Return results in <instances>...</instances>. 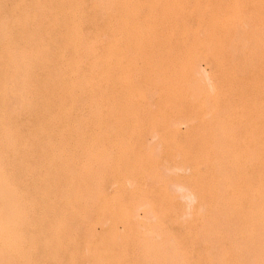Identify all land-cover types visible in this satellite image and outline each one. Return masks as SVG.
Wrapping results in <instances>:
<instances>
[{
  "label": "rangeland",
  "instance_id": "obj_1",
  "mask_svg": "<svg viewBox=\"0 0 264 264\" xmlns=\"http://www.w3.org/2000/svg\"><path fill=\"white\" fill-rule=\"evenodd\" d=\"M0 1H2L0 8L4 6L3 13H0L3 17L5 15L9 16V19L7 16L4 17L5 21H2V16L0 17V21L3 22L0 23L3 24V27H6L4 29L2 27L3 31H1L0 36L3 37L6 32H9L6 33L7 35L5 34L7 37H0L5 40L3 43L0 39V43H3L2 47L7 46L6 48L3 47V51L5 49L4 53L7 52L8 42H10L8 40L13 38L15 41L12 43L11 40L8 48L10 52L5 53L10 56H8L9 58L2 55V49V53L0 52V58L2 56L6 58L5 60L2 57L3 65L0 63V66H2L0 69L2 70L4 64H7L9 69L5 65L4 67L7 69L3 70H7V73L11 71L10 76L5 71L0 72L2 74L3 72L6 73L8 78L10 77L7 81V77L5 80V75L1 74L0 85L3 86V82L1 83L3 79L7 83L9 81L14 83L11 87L10 83L4 82L5 86H0L2 90H0V97L6 98L4 95L6 94V88L9 89L7 90L8 94L12 93L11 95H13L14 92H17L12 97L9 94L11 98H6L5 103L3 98H0V105H2L0 120L3 123L0 121V125L4 129L0 130V132L4 131L0 133V137L2 134L4 136L3 141L2 137L0 138V168L2 167L0 176L3 177L0 178V218L3 219L0 220L2 222L0 223L2 226L0 227V234L4 235L3 238L0 235V242L4 240V244L3 242L0 243V245H4L0 246V249L3 247L0 254L5 258L6 255L8 256L7 259L2 257L5 260L4 264H103L104 262L106 264H264V0H103L105 3L102 0H97L98 3L94 1L93 5L97 4L98 6L92 5L93 7L90 5L93 0H89L90 3L87 0L90 7L88 4L85 5L86 3L80 4V1L73 0V3H75H72L73 5H76V3H79L78 6L82 5L81 7L76 5L77 8L75 7V9L77 10H80L83 5L88 7H83L80 10L81 12L92 8L91 11L96 12V14L91 12L97 17H95V21L94 16L90 17L89 10L83 13V16L86 17L81 16L82 13L79 12L80 15L77 11L83 17L79 18V15L77 14V17L76 12H74V6H70V10H73L76 18L73 12L67 8L71 1L40 0V2L38 0L37 2V0H32L34 2H31L33 3L31 5L29 3L31 0H26L33 9V14L36 9L42 11L47 8L46 10H48L49 6L51 12L44 10L43 13L45 14H43L36 11L35 16L28 15L29 18L22 16L21 21H18V24L21 22L19 24V26L21 25V34L16 21L19 15L17 17L16 14L25 12L24 14L27 15L29 10L31 12V8L28 9L29 6L25 4L27 3L25 0H20L25 2L13 0V3L11 0L12 4L9 0ZM16 1L21 7V12L19 8V10L17 9L18 13L16 11L18 6ZM84 2L86 1L84 0ZM5 3L7 6L9 3L10 6L16 4V8H14V5L13 8L3 5ZM20 3H23L25 8ZM58 3L62 9L66 8L64 14L62 13L63 10L60 11L58 8L60 7ZM5 8L7 14L4 12ZM10 8L15 9V15ZM100 11L105 13V15L102 14L104 18ZM66 12H70V16ZM23 13L21 15H24ZM52 13L59 14V17ZM39 14H41L42 19H40ZM13 15L16 20L13 19ZM37 15L39 18H36ZM48 15H53L54 19L58 17L56 23L61 24H58V26L55 23L56 20H53L50 16L47 17ZM71 15L74 16V20ZM33 17L36 25L32 23ZM100 17L102 18L100 19ZM24 18L30 20L32 26H30V23L25 22L29 24L26 28L25 23L22 22ZM47 18L48 20L52 18L53 21L51 19L48 21ZM6 19L9 20V23ZM65 19L68 22H66L67 24ZM77 19H81V21ZM97 19L98 21L104 19L105 24H102L104 20L97 22ZM75 20L77 21L75 22ZM84 20H87L86 22L89 24L92 23L91 21L97 22V24L93 22L90 26L87 25L89 27L86 26L87 29ZM10 21L12 23L14 21V25L10 24ZM4 22L9 25L10 31L7 25H4ZM39 22H42V24ZM43 22L46 23L45 26H48L47 22H49V25L53 27L48 26V29L46 27V30H44ZM63 22L65 26L69 24L71 30L67 31L66 27L62 25ZM71 23L74 28L79 27L78 30L84 26V30L81 28V32L79 31L80 35L76 28L75 30L72 29ZM91 25H94V27H91ZM101 25L104 29H100ZM36 26L43 28H39L42 34L37 32L39 30ZM57 26L60 28H57ZM30 27L31 30H29ZM33 27L37 29L35 30ZM16 28L18 31H16ZM25 28L28 30L25 31ZM97 29H100V32ZM57 30H59V34L62 32V35L57 34ZM72 30L74 33L71 32ZM27 31L32 32L33 36L35 35V38L26 35L27 39H32L29 40L30 44L32 42L31 47H35L40 43V47H35L40 52L37 51L36 53V50L32 47L34 55L29 53L32 50H28L29 52L26 50L30 46L24 35ZM12 32H17L19 35ZM29 32L27 33L30 34ZM36 32L38 35H36ZM46 32H52L51 36L48 35V37ZM88 33L91 34V37ZM9 34L16 36L12 37ZM76 34L81 39L77 40ZM82 34L83 36L80 37ZM86 34L88 38L85 37ZM39 35L43 39V41L40 40L41 42H38L40 37L37 38V36ZM55 35H59L62 40L58 36L55 37ZM20 36H24L25 38L22 37L24 40L21 39V42H16L21 38ZM29 36L30 38H28ZM53 37L57 41L54 39L52 41L51 38ZM68 37L71 38V41H67ZM49 39L50 41H48ZM22 41L26 42L23 43ZM72 41L78 46L72 44ZM56 42L60 46L56 47L54 45L57 49L55 54L64 53L63 55L56 56L53 53L55 51H53L54 46L52 45ZM16 43L18 47L13 50L12 45L15 47ZM36 43L38 44L36 45ZM42 43L44 45L48 44L46 47L48 50L45 49ZM84 43L85 47L81 49ZM87 43H93L94 48L89 44L88 49ZM71 44V47H76V55L74 56L78 55L77 58L75 57L77 63L74 60V53L71 54L70 52H74V49L70 48ZM79 45L82 51L79 49ZM115 45L116 47H114ZM41 47L43 48L42 52ZM67 47L70 48V51ZM95 47L96 50H93ZM17 48H19L18 52H16ZM59 48L62 53L59 52ZM10 49L15 51L16 54ZM21 49L23 50L21 51ZM79 50L81 53H78ZM87 50L93 54L91 55ZM97 50L98 52H96ZM51 52L53 55L50 54ZM83 52L86 53V56L83 55ZM65 53H70L71 56L70 54L65 55ZM16 55L18 57L21 55L19 57L21 60H16L18 58ZM23 55L26 56L22 58ZM14 56L15 58H13ZM31 56L33 59H31ZM38 56L41 58L38 59L40 62L37 61ZM54 56L55 58L58 57L56 59L58 64L54 60ZM87 56H94L95 58L93 57L92 60L91 57L88 61ZM7 58L10 60L13 58L11 60L13 62L7 61ZM46 59L48 60L44 61ZM22 60L26 62H23L20 67ZM59 60L64 63L59 65V62H61ZM17 61L19 62L17 63ZM14 62L18 65L15 64V69L17 68L15 72L21 68L23 70L29 65L27 67L29 69H24L23 72L30 73L28 71L33 70L31 72L35 74L33 77L36 79L40 77L38 80L41 83L35 79L34 81L33 77H29L32 76L31 73L28 76L27 73L22 75L23 72L20 70V74L25 76L22 80L21 75H16L13 70H10L14 69ZM37 62H39L38 64L44 63H41L40 66L37 65V69H35ZM68 62L70 65H67ZM100 62L103 65H99ZM23 64H27V66ZM63 65L66 66L65 73L62 70L65 76L62 75L61 71L58 72V70L64 69ZM98 65L101 68L100 70ZM67 66L68 69L71 67V72L67 69ZM35 70H38V72L36 71V73ZM55 72L61 73V76L58 77L56 74L54 76ZM12 74H14L13 77ZM84 75L87 76L85 77L87 79L83 77ZM93 75L95 77L92 78ZM16 76L17 78H14ZM18 76L22 80L20 85L23 86L21 88L25 89H22L23 92L18 83L20 81L16 82V80H19ZM62 76L64 81L65 77L66 79L69 77L71 81L66 80L64 82ZM91 78L94 81H91ZM57 80H61L66 84L70 82L71 85L74 81L76 84L71 86L68 83L65 87L63 86L65 89H62L61 81L58 83ZM30 81L31 83H29ZM22 82L24 83L22 84ZM63 82L62 84H64ZM86 82L92 83L90 84L92 86L89 84L90 87L84 85L83 83ZM39 84L43 88L38 87L37 93L34 86H39ZM8 85L11 88L14 86L17 88L18 86L17 89L20 91H14V88L10 90ZM32 86L34 88H31ZM54 87L58 89L55 94L59 97L51 95L54 94L52 91H55ZM68 88L69 94L67 93ZM31 91H33V96L35 94L36 97L29 96ZM59 91L60 93H58ZM64 91L65 95H63ZM73 91L80 94L78 95ZM2 92L4 93L1 94ZM19 92L21 96L24 95V98L22 97L24 102L20 99ZM45 92L46 95L43 94ZM40 93L42 96H40ZM8 94L6 95L8 96ZM15 95H19L18 98ZM83 95L89 97L82 101L79 96L85 98ZM27 97H31L30 101ZM62 98L66 99L63 100ZM69 98L72 99L68 101ZM8 99L14 101L10 103ZM32 99L35 101L37 99V101H32ZM50 99L55 102L49 101ZM72 100L73 102H71ZM75 100L79 101L77 105L73 104ZM26 101L30 102H27V107L25 106ZM29 104L34 107L31 109ZM40 104H43L42 107H40ZM49 104L51 106L48 107ZM44 105L46 106L44 107ZM78 105L80 107H77ZM5 106H9L6 111L14 109L13 106H18V110L15 108L18 112L14 109V113L11 111L9 112L10 116H8V111L6 112L4 111L5 108L3 109ZM20 106L21 108H19ZM37 107L38 109H36ZM50 107L53 109L51 110ZM43 108L46 112H48L47 108L50 109V114H48L51 117H45L48 114L44 112ZM2 110L3 113L6 112L8 115L6 113L3 115ZM53 111L55 112L53 113ZM15 112L16 114L19 113L24 120L19 114L15 118ZM62 114L65 121L61 118ZM3 116V119L6 118L5 122L2 120ZM20 120H23V125L20 124ZM7 121L11 131L6 129L8 127V124L6 125ZM55 122L58 124L56 125ZM35 125H38V127ZM2 127L0 128L2 129ZM23 127L25 128L21 129ZM5 129L8 132H5ZM19 129L23 131L19 133ZM29 130L31 133L28 132ZM10 132L12 134H9ZM53 132H55V135ZM16 135L19 136L16 137ZM21 139H23L22 142ZM9 141H12V144ZM15 144L19 146L16 147ZM14 151L18 155L13 154ZM8 155L10 156L7 158ZM16 155L21 156L17 157ZM18 161H21L22 165ZM34 161L37 162L34 163ZM214 161H216V165ZM198 168L202 170L199 171ZM146 176L149 178L147 179ZM1 190H8L7 194ZM166 196L170 198L167 200ZM2 197L5 203L10 206H6L7 209L4 207L6 204ZM203 201L204 203H201ZM200 203L201 205L204 204L203 209L200 208L203 206H200ZM133 204L136 206L133 207ZM149 207L156 214L155 217L154 213L149 215L151 213ZM2 208L7 211L4 212ZM12 208L16 209L13 210ZM133 208H135V212H133L137 215L130 214ZM4 214L11 216L13 222L8 215L3 218L2 215ZM131 215L132 217L136 216L133 222L131 221L133 218H130ZM182 215L185 217H181ZM197 215L198 217H196ZM111 216H113L112 219ZM151 216L153 217L151 218ZM156 218L158 224L161 222L160 227L155 224ZM193 218H198L196 219L197 222ZM205 220L209 221L210 226ZM4 222L6 226H9L7 228L11 227V229L7 230L3 224ZM3 226L5 230H3ZM162 227L163 229H160ZM188 227H190V230L187 229ZM152 228L155 229L154 233L150 231V229L153 230ZM156 229L159 230L156 231ZM206 229L210 232L207 231V233ZM13 231L15 233H12ZM13 234H15V238H10ZM17 237L18 240L14 241ZM170 237L173 238L171 241ZM167 238L170 242L166 240ZM6 240L9 244L5 243ZM90 242L93 244H90ZM95 246H97V249ZM5 247H8L6 248V250L8 249L7 252L12 254H5L7 253ZM15 248L17 250H14ZM11 249L13 250L11 251ZM208 250L212 253L209 254ZM172 253L173 255L170 256ZM175 255L176 259H174ZM9 257L11 258L9 259ZM1 259L0 264L3 262ZM11 259L12 263H10ZM7 261L9 262L7 263ZM168 261L169 263H167Z\"/></svg>",
  "mask_w": 264,
  "mask_h": 264
},
{
  "label": "bare ground",
  "instance_id": "obj_2",
  "mask_svg": "<svg viewBox=\"0 0 264 264\" xmlns=\"http://www.w3.org/2000/svg\"><path fill=\"white\" fill-rule=\"evenodd\" d=\"M7 1H8V0H7ZM9 1H10V3H11V0H9ZM14 1H15V0H14ZM17 1L19 2L20 0H17ZM17 1H16V4L18 3ZM25 1H26V0H25ZM25 1H20V2H25ZM28 1H29V0H28ZM28 1H26L27 3H25V4H27L28 6H29V3L34 2V1L31 0V1L28 3ZM39 1H40V0H39ZM51 1H52V0H51ZM56 1H59V0H56ZM63 1H64V2H69V1H71V2H70V5H69V3H67V5H69L67 8H69V10H70V8H71L70 6H74L73 9H74V12H76V15L80 12V13H82V15H81L80 13H79V14H80L81 16H83V13H84V12L86 13L87 10H89L90 13L93 12V11H91L92 8L87 9V10L85 9V11L82 10V12H81L80 10H81L83 7H84V8H88V7H85L84 5H83L82 8H80V10L75 9L76 5H77V7H81L82 5L78 6L79 3H78V4L76 3V5H73V4H75V3H73V0H67V1L63 0ZM78 1H80V4H81V3H83V4L86 3L85 5L88 4V3H87V0H85L86 2H84V0H78ZM81 1H82V2H81ZM88 1H89V0H88ZM94 1H96V3H98L97 0H93V2H91L92 4H91L90 1H89L91 7H93V6H95V5L98 6L97 4L93 5V4H94ZM102 1H103V0H102ZM105 1H106V0H105ZM105 1H103V2L105 3ZM1 2H2V1H0V4H1ZM5 2H6V1H5ZM37 2H38V0H37ZM40 2H41V1H40ZM40 2H39V3H40ZM44 2H45V1H44ZM48 2H49V1H48ZM61 2H62V1H61ZM74 2H76V1H74ZM3 3H4V2H3ZM10 3H9L8 6H9V7H12L14 4H13L12 6H10ZM12 3H13V0H12ZM12 3H11V4H12ZM14 3H15V2H14ZM45 3H46V2H45ZM54 3H55V1H54ZM72 3H73V4H72ZM16 4L14 5V8H16V7H15ZM20 4H21V3H20ZM25 4H24V5H25ZM34 4H35V3H34ZM51 4H52V3H51ZM58 4H59V3H58ZM71 4H72V5H71ZM3 5H6V3L3 4ZM17 5H18V4H17ZM31 5H33V3H31ZM35 5H36V4H35ZM47 5H48V4H47ZM53 5H54V4H53ZM55 5L58 6L57 4H55ZM65 5H66V4H65ZM67 5H66V6H67ZM90 5L88 4L89 7H90ZM92 5H93V6H92ZM104 5H105V4H104ZM104 5H103V6H104ZM133 5H134V4H133ZM6 6H7V5H6ZM6 6H5V7H6ZM8 6H7V7H8ZM21 6H23V3L21 4ZM36 6H37V5H36ZM38 6H39V5H38ZM42 6H43V5H42ZM42 6H40V7L42 8ZM59 6L61 7L60 4H59ZM103 6H101V7L104 8ZM127 6H129V4H127ZM237 6H238V5H237ZM7 7H6V8H7ZM23 7H24V6H23ZM33 7H34V6H33ZM44 7H45V4H44ZM46 7H48V6H46ZM54 7H55V6H54ZM54 7H53V8H54ZM60 7H58V8L60 9V11L63 10V11H62V13H63L64 10H65L66 8L62 9V7H61V8H60ZM64 7H65V6H64ZM77 7H76V8H77ZM131 7H132V6H131ZM3 8H4V6H3ZM3 8H2V7L0 8V9H1V10H0L1 13H3V10H2ZM6 8H5V11H4L5 14H7V13H6ZM12 8H13V7H12ZM12 8H10V9H12ZM18 8L20 9L21 7H19V5L17 6V8H16L17 13H18V10H19ZM24 8H25V7H24ZM24 8H23V9H24ZM27 8H28V7L26 6V9H27ZM30 8H31V7L29 6L28 9H30ZM36 8H37V7H36ZM36 8H35V9H36ZM49 8H50V6L48 7V10H49ZM51 8H52V7H51ZM56 8H57V7H56ZM56 8H55V10H56ZM94 8H95V7H94ZM17 9H18V10H17ZM38 9H40V8H38ZM46 9H47V8H45L44 10H46ZM99 9H101V8H99ZM24 10H25V9H24ZM32 10H33V9L31 8V12H30V10H29V11H28L29 13H28L27 15H25V14H24L25 12H24V13L21 12V9H20V12H21L20 14H16V13L14 12L15 9H14V10L12 9L11 12L13 11V12H14V15L16 14V16L19 15L20 18L17 16L19 19L17 18V20H16V18H15L14 15H13L12 17H14L13 19L16 20V21H17V24H18V21H19V20L21 21V17H22V16H23V17H24V16H27V17H28V15H29V16H33L34 14L36 15V13H35L36 11H37V13H39V12H42V13H43V11H44V10L41 11V10H37V9H36L35 11H33V12H34V14H33V13H32ZM48 10H46V11H48ZM52 10H54V9H52ZM55 10H54V11H55ZM69 10H68V11H69ZM25 11H26V10H25ZM49 11H50V10H49ZM70 11H71V10H70ZM77 11H78V13H77ZM94 11H95V10H94ZM98 11H99V10H98ZM98 11H97V13H98ZM101 11H102V9H101ZM101 11H100V12H101ZM103 11H104V10H103ZM7 12H8V11H7ZM13 12H12V13H13ZM26 12H27V11H26ZM50 12H51V11H50ZM50 12H48V13H50ZM55 12H56V11H55ZM71 12H73V10H72ZM74 12H73V15L75 16ZM104 12H105V11H104ZM104 12H103V13L101 12L100 14H101V15H102V14L105 15ZM1 13H0V17L2 16ZM22 13H23L24 15H21ZM31 13H32V14H31ZM42 13H41V14H42ZM48 13H46V14H48ZM58 13H59V10H58ZM60 13H61V12H60ZM62 13H61V14H62ZM66 13H67V15H68L70 12H66ZM66 13H65V15H66ZM87 13H88V12H87ZM90 13H89V14H90ZM93 13H94V12H93ZM30 14H31V15H30ZM41 14H39L40 19H42V18H41ZM43 14H45V13H43ZM43 14H42V15H43ZM50 14H51V13H50ZM52 14H54V13H52ZM55 14L59 17V14H57V13H55ZM55 14H54V15H55ZM63 14H64V13H63ZM70 14H71V13H70ZM70 14H69L68 16H70ZM79 14H78V15H79ZM94 14H96V12H95ZM100 14H98V15H100ZM3 15H4V14H3ZM35 15H34V16H35ZM78 15H77V17H78ZM80 15H79V18L81 17ZM6 16H7V15H5L4 17H6ZM43 16H44V15H43ZM49 16L52 17V18L54 17L53 15H52V16H51V15H48L47 17H49ZM57 16H55V17H57ZM60 16H61V15H60ZM74 16L71 15V18H72L73 20L75 19V18H73ZM89 16H90V15H89ZM89 16H88V18H89ZM92 16H94V15L91 13V16H90V17H92ZM102 16H103V15H102ZM4 17H3V16L1 17V18H3L2 21H5V18H4ZM27 17H26V18H27ZM37 17H38V15L36 16V18H37ZM39 17H38V18H39ZM44 17H45V16H44ZM58 17L55 18V19L53 18V20H56V19L58 20ZM61 17H62V16H61ZM64 17H65V16H64ZM64 17H63V18H64ZM75 17H76V16H75ZM77 17H76V18H77ZM83 17H86V16H83ZM83 17H81V18H83ZM95 17H96V16H94V21L96 20ZM1 18H0V20H1ZM7 18L9 19V16H7ZM26 18H24L25 20L23 19L22 22H23V23H25V22L30 23V22H29L30 20H28V19H26ZM28 18H29V17H28ZM36 18H35V20H36ZM45 18H46V17H45ZM52 18H49V20L51 19V21H53ZM66 18H67V16H66ZM68 18H69V17H68ZM96 18H97V17H96ZM101 18H102V17H100V19H101ZM103 18H104V16H103ZM40 19H39V20H40ZM43 19H44V18H43ZM61 19H62V18H61ZM86 19H87V18H86ZM6 20H7V19H6ZM10 20H11V19H10ZM26 20H28V21H26ZM32 20H33L32 23H34V17H33ZM37 20H38V19H37ZM47 20H48V18H47ZM49 20H48V21H49ZM57 20L55 21V23L57 22ZM63 20H64V19H63ZM73 20H72V21H73ZM77 20H78V19H77ZM77 20H75V22H76ZM90 20H91V19H90ZM92 20H93V19H92ZM103 20H104V19H103ZM103 20H101V21L99 20V21H98V19H97V22H102ZM2 21H0V22H2ZM8 21H9V20H7V22H8ZM78 21H81V19L78 20ZM84 21L86 22L87 20H84ZM94 21H91V22L93 23ZM10 22H11L10 24L14 25V24H13L14 21H13V23H12V21H10ZM44 22H45V21H44ZM44 22H43L44 27H45L44 30H46V27H47V29H48V26H52V25H49V22H47L48 26H45L46 23H44ZM58 22H59V21H58ZM66 22H67V21H66V19H65V23H66ZM75 22H73V23H75ZM89 22H90V21H89ZM97 22H96V23L94 22V23L97 24ZM104 22H105V20L102 22V24H103ZM2 23H3V22H2ZM8 23H9V22H8ZM39 23L42 24V22H39ZM50 23H51V22H50ZM53 23H54V22H53ZM53 23H52V24H53ZM63 23H64V22H63ZM65 23L62 24V25L65 26ZM67 23H68V22H67ZM67 23H66V24H67ZM79 23H82V22H79ZM79 23H78V24H79ZM92 23H90V24H92ZM15 24H16V23H15ZM17 24H16V25H17ZM19 24H21V22H19ZM19 24L17 25V28H19V31H20V26H21V25L19 26ZM34 24L36 25V22H35ZM56 24L58 25L59 23H56ZM60 24H61V23H60ZM60 24H59V25H60ZM76 24H77V23H76ZM83 24H84V23H83ZM83 24H81V25L83 26ZM90 24H89L88 22H86V24H84V25H85V28L89 27ZM99 24H100V23H99ZM104 24H105V23H104ZM0 25H1V27H0V28H1V30H0V34H2L1 31H3V30H2L3 24L0 23ZM4 25H7V24H5V22H4ZM12 25H11V26H12ZM16 25H15V27H16ZM24 25H26V28H28V25H29V24H26V23H25ZM38 25H40V24H38ZM59 25H58V26H59ZM71 25H72V23H71ZM87 25H89V26H87ZM18 26H19V27H18ZM22 26H23V25H22ZM30 26H32L31 23H30ZM58 26H57V28H60V27H58ZM64 26H63V28H64ZM79 26H80V25H79ZM86 26H87V27H86ZM96 26H98V25H96ZM103 26H104V25H103ZM8 27H9V25H7V28H8ZM12 27H14V26H12ZM12 27H11V28H12ZM36 27H38V26H36ZM52 27H53V26H52ZM65 27H66L65 29H66L67 31L71 30V28L69 27V24L66 25ZM71 27H72V29L74 28L73 25H72ZM83 27H84V26H83ZM83 27H80V30H81V28L83 29ZM91 27H94V25H93V26L91 25ZM91 27H90V31H91ZM99 27H100V25H99ZM4 28H6V27H3V29H4ZM17 28H16V31H18ZM26 28L24 29L25 31L28 30V29H26ZM33 28H34L35 30L37 29V28H35V27H33ZM39 28H42V27L39 26V27H38V30H39ZM49 28H50V27H49ZM55 28H56V27L54 26V29H55ZM61 28H62V26H61ZM68 28H69V29H68ZM75 28H76V27H75ZM75 28H74L73 30H75ZM78 28H79V27L76 28V31L78 30ZM95 28H96V27H95ZM102 28H103V27H102V25H101V28H100V29H102ZM31 29H32V28L30 27L29 30H31ZM42 29H43V28H42ZM87 29H88V28H87ZM92 29L94 30V28H92ZM100 29H97V31H99ZM103 29H104V28H103ZM6 30H7V29H6ZM8 30L10 31V28H8ZM12 30H13V28H12ZM14 30H15V29H14ZM50 30H51V28H50ZM61 30H62V29H61ZM63 30H64V29H63ZM63 30H62V31H63ZM73 30L71 31L72 33H74ZM80 30H78V33H79ZM83 30H84V29H83ZM93 30H92V33L94 32ZM40 31H41V30H39V31H37V32H40ZM52 31H53V30H52ZM58 31H59V30H57V34H59ZM64 31H65V30H64ZM76 31H75V32H76ZM86 31H87V30H86ZM86 31H85V32H86ZM27 32H29V31H27ZM27 32H26V33H27ZM37 32H36V35H38ZM41 32H42V31H41ZM41 32H40V34H42ZM44 32H45V31H44ZM55 32H56V30H55ZM60 32H61V31H60ZM80 32H81V31H80ZM99 32H100V31H99ZM4 33H5V32H4ZM6 33H9V32H6ZM6 33H5V34H6ZM12 33H13V34H16V35H19V33H17V32H16V33H15V32H12ZM23 33H24V31H23ZM26 33L24 34L25 37H26V39H27V36H26V35H31V38H32V36H33V35L31 34L32 32H31V33L29 32L30 34H28V33L26 34ZM49 33H50V32H46L47 36H48V35L51 36L52 32H51L50 34H49ZM78 33H77V34H78ZM103 33H104V31H103ZM5 34H4V36H5ZM10 34H11V33H10ZM10 34H9V35H10ZM20 34H21V31H20ZM54 34H55V33H54ZM60 34L62 35V32H61ZM60 34H59V35H60ZM65 34H66V33H65ZM65 34H64V35H65ZM68 34H69V33H68ZM77 34H76V35H77ZM101 34H102V32H101ZM236 34L238 35V33H236ZM6 35H7V34H6ZM16 35H10V36L15 37ZM59 35H55V37H56V36L59 37ZM64 35H63V36H64ZM70 35H71V34H70ZM79 35H80V33H79ZM84 35H85V34H84ZM88 35H89V33H88ZM90 35H91V34H90ZM90 35H89V36H90ZM96 35H98V34H96ZM103 35H104V34H103ZM234 35H235V34H234ZM241 35H242V34H241ZM4 36H3V37H4ZM49 36H48V37H49ZM63 36H62V37H63ZM67 36H68V35H67ZM74 36H75V34H74ZM82 36H83V34H82L80 37H82ZM93 36H94V35H93ZM227 36H228V35H227ZM235 36H236V35H235ZM0 37L3 38L2 35H1ZM5 37H7V36H5ZM12 37H11V38H12ZM20 37H21V36H20ZM22 37H24V36H22ZM22 37L19 39L20 41L17 39L18 41H16V42H21ZM25 37H24V38H25ZM33 37L35 38V35H34ZM38 37H40V38L38 39V40H39L38 42H41L40 40L43 41V39H41V36H40V35L37 36V38H38ZM42 37H43V36H42ZM44 37H45V36H44ZM58 37H57V38H58ZM72 37H73V36H72ZM77 37H78V38H77ZM77 37H76L77 40L81 39V38H79L78 35H77ZM85 37H87V34H86ZM90 37H91V36H90ZM101 37H102V36H101ZM101 37H100V39H101ZM1 38H0V39H1ZM17 38H18V36H17ZM28 38H30V36H29ZM34 38H33V40H34ZM46 38H47V37H46ZM59 38H60V37H59ZM59 38H58V39H59ZM63 38H64V37H63ZM65 38H66V37H65ZM68 38H69V37H68ZM68 38H67V41H71V40H70L71 38H69V39H68ZM87 38H88V37H87ZM95 38H96V37H95ZM98 38H99V37H98ZM222 38H224V37H222ZM233 38H234V37H233ZM8 39H9V38H8ZM14 39H15V38H14ZM26 39H25V40H26ZM47 39H48V38H47ZM52 39H54V37L51 38V40H52ZM60 39H61V38H60ZM60 39H59V40H60ZM73 39H74V38H73ZM73 39H72V40H73ZM76 39H75V40H76ZM82 39H84V38H82ZM1 40H2V42L4 43L5 40H4V39H1ZM1 40H0V42H1ZM6 40H7V39H6ZM11 40H12V43H13V41H14L13 38L10 39V40H8V41H10V42L7 41L8 44H9V45H8V48H9V46H10ZM22 40H24V39H22ZM29 40H30V39H27V40H26V41L29 42L28 44L30 45V46H29V49H26V50H27V51H28V50H29V51L32 50V52H29V51H28V52L33 54V49H35V47L39 46L40 43H39V44L36 43V45H37V44H38V45L35 46V47L32 46V47H33V49H32V47H31L32 42H31V44H30V41H31L32 39H31L30 41H29ZM35 40H37V39H35ZM54 40H56V38H55ZM59 40H58V41H59ZM61 40H62V39H61ZM77 40H76V42H77ZM89 40H90V39H89ZM26 41H24V42H26ZM46 41H47V40H46ZM46 41H45V42H46ZM48 41H50V39H49ZM52 41H53V40H52ZM56 41H57V40H56ZM64 41H65V40H64ZM73 41H74V40H73ZM73 41H72V44L75 45L76 43H73ZM80 41H81V40H80ZM82 41L84 42V40H82ZM14 42H15V41H14ZM22 42H23V41H22ZM24 42H23V43H24ZM78 42H79V41H78ZM85 42H86V41H85ZM87 42H88V41H87ZM89 42H91V41H89ZM3 43H2V44H3ZM33 43H34V41H33ZM52 43H53V42H52ZM57 43H58V42H56V43L53 44L52 46L55 45L56 47H57V46L59 47L60 45H57ZM60 43H61V42H60ZM68 43H69V42H68ZM70 43H71V42H70ZM70 43H69V44H70ZM0 44H1V43H0ZM2 44H1V48H0V52H1V53H2V51H3V47H4V46L2 47ZM5 44H6V43H5ZM5 44H4V45H5ZM20 44L22 45V43H20ZM61 44H63V43H61ZM64 44H65V42H64ZM72 44L70 45V48H71L72 50L74 49V52H73V51H70V48H69V47H67V48H69V51L71 52V54L74 53V54H73V56H74V55H76V53H75V48H76L78 45L76 44L77 46L75 45L76 47L74 46V48H73V47H71ZM87 44H88V43H87ZM89 44H90V43H89ZM89 44H88V49H89ZM92 44H93V43H92ZM92 44H90V46H91ZM21 45H19V46H21ZM24 45L27 46L26 44H24ZM42 45H44V44L42 43ZM47 45H48V44H47ZM47 45H46V44L44 45V46H45V49H46ZM49 45H51V44L49 43ZM66 45H67V44H66ZM80 45H81V42H80ZM80 45H79V49H80ZM5 46H6V45H5ZM25 46H24V47H25ZM44 46H43V48H44ZM52 46H51V48H52ZM55 46L53 47L54 49L56 48ZM61 46H62V45H61ZM67 46H68V45H67ZM82 46H83V47H82ZM82 46H81V49H83V48L85 47V43H84ZM86 46H87V45H86ZM6 47H7V46H6ZM6 47H4V48H6ZM16 47H18V46H17V43H16V46H15V47L12 45V48H14L13 50H15ZM30 47H31V49H30ZM39 47H40V46H39ZM39 47H38V48H39ZM91 47L94 48L93 45H92ZM114 47H116V45H115ZM114 47H113V49H114ZM8 48L6 49V50H7V52H5L6 54H7L8 52H10ZM19 48H21V47H19ZM19 48H17V51H16V52H18V49H19ZM26 48H28V47H26ZM43 48L41 47V49H40L41 52H42V49H43ZM62 48H66V47H62ZM86 48H87V47H86ZM92 48H91V49H92ZM118 48H119V47H118ZM1 49H2V51H1ZM45 49H44V50H45ZM54 49H53V51H55V52H53V53L55 54L57 49H55V50H54ZM81 49H80V50H81ZM110 49H111V48H110ZM10 50H12V49H10ZM13 50H12V51H13ZM22 50H23V49H21V51H22ZM35 50H36V49H35ZM46 50H48V49H46ZM58 50H60V48H59ZM63 50H64V49H63ZM80 50L78 51V53L80 52ZM84 50H85V49H84ZM93 50H96V47H95V49H93ZM235 50H236V48H235ZM235 50H234V51H235ZM4 51H5V49H4ZM4 51H3L2 55H5V57H8L9 55H6V54L4 53ZM23 51H24V54H25V48H24ZM37 51L40 52L39 50H36V53H37ZM50 51H52V49H50ZM66 51H67V50H66ZM66 51H65V52H66ZM81 51H82V50H81ZM87 51H88V50H87ZM13 52H15V51H13ZM16 52H15V54H16ZM59 52H61V50H60ZM59 52H57V53H59ZM67 52H68V51H67ZM85 52H86V51H85ZM85 52H83V55L86 54ZM90 52H91V51H90ZM90 52L88 51V53H90ZM92 52H93V51H92ZM96 52H98V50H97ZM113 52H114V51H113ZM239 52H240V51H239ZM19 53H20V50H19ZM46 53H49V52H46ZM61 53H62V52H61ZM80 53H81V52H80ZM99 53H100V51H99ZM9 54L11 55L12 53H9ZM21 54H22V53H21ZM42 54H43V53H42ZM50 54H52V52H51ZM63 54H64V53H63ZM63 54H60V55H63ZM66 54H70V53H65V55H66ZM71 54H70V56H71ZM90 54H91V53H90ZM92 54H93V53H92ZM92 54H91V55H92ZM100 54H102V53H100ZM2 55H1V56H2ZM26 55H27V53H26ZM26 55H23L22 58H24V56H26ZM33 55H34V54H33ZM35 55H36V54H35ZM37 55H38V54H37ZM52 55H53V54H52ZM55 55L58 56L59 54H58V55L55 54ZM60 55H59V56H60ZM65 55H64V56H65ZM87 55H88V54H87ZM12 56H13V55H12ZM20 56H21V55H20ZM20 56H19V57H20ZM28 56H29V55H28ZM40 56H41V54H40ZM44 56H45V55H44ZM46 56H47V55H46ZM77 56H78V55H77ZM77 56H74V60H75V57L77 58ZM81 56H82V55H81ZM85 56H86V55H85ZM88 56H89V55H88ZM88 56H87V57H88ZM99 56H101V55H99ZM2 57H3V56H2ZM2 57L0 58V59H1V60H0V63L3 65V63H2ZM9 57H10V56H9ZM9 57H8V58H9ZM16 57H18V55H16ZM19 57L16 58V60H17V59H20ZM36 57H37V56H36ZM82 57H83V56H82ZM91 57H92V56L88 57V61H89V58H91ZM93 57H94V56H93ZM93 57L91 58L92 60H93ZM3 58H4V57H3ZM8 58H7V59H8ZM13 58H15V56H14ZM13 58H12V59H13ZM26 58H27V57H26ZM50 58H51V57H50ZM53 58H55V56H54ZM53 58H52V59H53ZM57 58H58V57H57ZM57 58H55L54 60H56ZM59 58H60V57H59ZM72 58H73V57H72ZM94 58H95V57H94ZM4 59L6 60V58H4ZM4 59H3V60H4ZM12 59H11V60H12ZM28 59H30V58H28ZM31 59H33L32 56H31ZM38 59H41V58L38 56L37 61H39ZM60 59H61V58H60ZM63 59H64V58H63ZM5 60H4V61H5ZM11 60L8 59L7 61H11ZM20 60H21V59H20ZM23 60H24V59H23ZM23 60H22V62L20 61V62H21L20 67H21L22 63L24 62ZM26 60H27V59H26ZM42 60H43V59H42ZM47 60H48V59H46V60H44V61H47ZM71 60H72V59H71ZM71 60H70V62H71ZM7 61H6V62H7ZM14 61H15V60H14ZM27 61H29V60H27ZM31 61H32V60H31ZM33 61H34V60H33ZM59 61H61V60H59ZM11 62H13V61H11ZM18 62H19V61H17V63H18ZM25 62H26V61H25ZM25 62H24V63H25ZM29 62H30V61H29ZM29 62H28V63H29ZM34 62H36V61H34ZM39 62H40V61H39ZM39 62L36 63V68H35V66H34L35 69H37V65L40 66L41 63H42V64L44 63V62H41L40 64H38ZM50 62H51V61H50ZM56 62H57V60H56ZM65 62H66V61H65ZM72 62H74V61H72ZM75 62L77 63L76 60H75ZM9 63H10V62H9ZM17 63L14 62V65L12 64L14 69H10V70H13L14 73H15L16 75H21V74H20V70H21L22 68L20 69V67H19L18 70H19V69H20V70L17 71V72H15L16 69H17V68L15 69V67H16L15 64L17 65ZM30 63H31V62H30ZM46 63H47V62H46ZM61 63H62V61L59 62V65H62L64 62H63L62 64H61ZM68 63H69V62H68ZM68 63H67V65H70V63H69V64H68ZM92 63H93V62H92ZM10 64H11V63H10ZM47 64H48V63H47ZM57 64H58V62H57ZM57 64H56V66H58ZM65 64H66V63H65ZM71 64H72V63H71ZM73 64H74V63H73ZM100 64H101V62L99 63V65H100ZM5 65L7 66V64H4V66H5ZM23 65L27 66V64H23ZM34 65H35V63H34ZM52 65H53V63H52ZM76 65H77V64H76ZM76 65H74V66L76 67ZM89 65H90V64H89ZM99 65H98V67H99ZM101 65H103V64H101ZM4 66H3V69L6 68V67H4ZM17 66H18V65H17ZM28 66H29V65H28ZM28 66H27V67H28ZM31 66H32V65H31ZM56 66H54V67L56 68ZM74 66H72V67H74ZM80 66H81V65H80ZM9 67H10V65H9ZM27 67H25V68L23 67V68L26 69V70H28L29 68H27ZM32 67H33V66H32ZM41 67L43 68L42 65H41ZM41 67H40V68H41ZM63 67H64V69L58 70V72L61 71L62 75L65 73V70H66V69H65L66 66L63 65ZM63 67H62V68H63ZM78 67H79V65H78ZM95 67H97V66H95ZM98 67H97V68H98ZM263 67H264V66H263ZM0 68H2V66H0ZM7 68H8V66H7ZM7 68H6V69H7ZM30 68H31V67H30ZM57 68H58V67H57ZM69 68L71 69V67H69ZM76 68H77V67H76ZM81 68H82V67H81ZM87 68H88V67H87ZM90 68H92V67H90ZM104 68H106V67H104ZM3 69H2V70L0 69V72H1V71H5V72L7 71V70H3ZM8 69H9V68H8ZM24 69H23V70H24ZM46 69H47V68H46ZM59 69H60V68H59ZM67 69H68V66H67ZM70 69H68V70L70 71ZM77 69H78V68H77ZM93 69H94V68H93ZM93 69H91V70H93ZM95 69H96V68H95ZM100 69H101V68L99 67V70H100ZM102 69H103V68H102ZM10 70H9V71H10ZM23 70H21V72H23ZM38 70H39V67H38ZM38 70H35V72H36V71L38 72ZM47 70H48V69H47ZM54 70L56 71V69H54ZM62 70L64 71V73H63ZM68 70H67V71H68ZM79 70H80V67H79ZM88 70H89V69H88ZM91 70H90V71H91ZM105 70H106V69H105ZM13 71H12V73H13ZM41 71H42V70H41ZM72 71H74V70L72 69ZM76 71H77V70H76ZM76 71H75V72H76ZM96 71H97V69H96ZM117 71H118V70H117ZM28 72L31 73V72H33V70H32V71H28ZM37 72H36V73H37ZM42 72H43V71H42ZM53 72H54V71H53ZM58 72H57V73L55 72V73H54V76H55V74H56V75H58V77H59V75H60L61 73L58 74ZM70 72H71V71H70ZM70 72H68V73L70 74ZM75 72H74V73H75ZM94 72H95V71H94ZM6 73H7V72H6ZM6 73L3 72V74L5 75L4 79L7 77V76H6L7 74H9V76H10L11 71H10V73H7V74H6ZM17 73H18V74H17ZM24 73L26 74L27 72L24 71V72L22 73V75H25ZM30 73H27V76H28V74H30ZM39 73H40V72H39ZM45 73H46V72H45ZM99 73H100V72H99ZM1 74H2V73H0V76H1ZM3 74H2V75H3ZM76 74H77V73H76ZM97 74H98V72H97ZM103 74H104V72H103ZM4 75H3V76H4ZM13 75H14V74H12L11 76L13 77ZM22 75H21V76H22ZM31 75H32V76H29V77H33V76H35L34 73H31ZM40 75H41V74H40ZM52 75H53V74H52ZM71 75L73 76V73H72ZM101 75H102V73H101ZM27 76H26V77H27ZM60 76H61V75H60ZM63 76H65V74H64ZM63 76H62V77H63ZM72 76H71V78H72ZM99 76H100V75H99ZM102 76H103V75H102ZM24 77H25V76H22V80H23ZM69 77H70V75H69ZM69 77H67V79H66V77H65V81H66V80L71 81ZM83 77L85 78V77H87V76L84 75ZM93 77H95V76L93 75L92 78H93ZM97 77H98V76H97ZM103 77H104V76H103ZM1 78H3V77H1ZM9 78H10V77H9ZM9 78H8V77L6 78L7 81L9 80ZM14 78H17V76L14 77ZM18 78H19V80H16V82L20 81V82H18L19 85H20V83H21L22 80H20L21 77L18 76ZM38 78H40V77H38ZM38 78L36 79V78L33 77L32 79H33V80L35 79V80L37 81ZM56 78H57V77H56ZM56 78H54V79H56ZM60 78H61V77H60ZM60 78H59V79H60ZM68 78H69V79H68ZM78 78H79V77H78ZM81 78H82V77L80 76V79H81ZM92 78H91V79H92ZM98 78H99V77H98ZM101 78H102V77H101ZM4 79H3V80H4ZM6 79H5V80H6ZM25 79H26V78H25ZM25 79H24V81H25ZM27 79H29V78L27 77ZM61 79H62V78H61ZM76 79H77V78H76ZM80 79H79V80H80ZM85 79H87V78H85ZM94 79H95V78H94ZM3 80L1 81V83L3 82V86H5V85H4V82H6V81H3ZM35 80H34V81H35ZM43 80H44V77H43ZM50 80H51V79H50ZM50 80H49V81H50ZM62 80L64 81V77H63ZM73 80H75V79H73ZM83 80H84V79H83ZM28 81H29V80H28ZM28 81H27V82H28ZM38 81L41 83L40 80H38ZM57 81H58V83H59L61 80H60V81L57 80ZM63 81H61L62 89H65V88H63V86L65 87V85H67V84L70 83V82H68V83L66 84V83H64L65 81H64V82H63ZM81 81H82V80H81ZM87 81H88V80H87ZM91 81H94V80L92 79ZM99 81H100V80H99ZM102 81H104L103 78H102ZM45 82H46V81H45ZM62 82H63L64 84H62ZM76 82H77V81H76ZM79 82H80V81H79ZM82 82H83V81H82ZM84 82H85V80H84ZM6 83H7V82H6ZM8 83H10V81H9ZM8 83H7V84H8ZM12 83H13V82H12ZM12 83H10L9 85L11 86ZM23 83H24V82H22V84H23ZM25 83H26V81H25ZM29 83H31V81H30ZM29 83H28V84H29ZM37 84H38V83H37ZM37 84H36V85H37ZM54 84H55V82H54ZM56 84H57V82H56ZM74 84H76V83H74V81H73V84H72V85L74 86ZM80 84H81V83H80ZM83 84H84V85H85V84L88 85L89 83L86 82V83H83ZM90 84H92V83H90ZM90 84H89V85H90ZM101 84H103V83L101 82ZM9 85H8V87H10ZM13 85H14V83H13ZM13 85H12V86H13ZM16 85H17V84H16ZM25 85H26V84H25ZM36 85L34 86L36 89H35L33 86H32L31 88H34V90H37V93H38V89H37V88L40 87V84H39V86H36ZM42 85H43V84H42ZM69 85H71V83H70ZM72 85H71V86H72ZM89 85H88V86H89ZM93 85H94V84H93ZM0 86H1V85H0ZM3 86H1V87H3ZM12 86H11V87H12ZM21 86H23V85H20V88H21ZM53 86H54V85H53ZM59 86H60V84H59ZM71 86H70V87H71ZM77 86H78V85H77ZM77 86H75V87L77 88ZM90 86H92V85H90ZM90 86H89V87H90ZM11 87H10V90H12L13 88L15 89L14 91L19 90V89H17V88H19L18 86H17V88H15V86H14L13 88H11ZM27 87H28V86H27ZM27 87H26V88H27ZM29 87H30V86H29ZM29 87H28V88H29ZM48 87H49V86H48ZM66 87H69V86H66ZM83 87H85V86H83ZM31 88H30V89H31ZM40 88H41V87H40ZM42 88H43V87H42ZM42 88H41V89H42ZM49 88H50V87H49ZM54 88H55V91L52 90V91L54 92V94H51V95H57V94H55V93H56V90H58V89H57L56 87H54ZM54 88H52V89H54ZM58 88H59V87H58ZM78 88H79V87H78ZM4 89H5V88H4ZM4 89H3V90H4ZM6 89L9 90L8 88H6ZM22 89H24V88H23V87L21 88V91L23 92ZM92 89H93V88H92ZM0 90H1V89H0ZM7 90H5V93H6V94H8V93H7ZM24 90H25V89H24ZM43 90H44V89H43ZM71 90H72V88H71ZM79 90H80V89H79ZM1 91H2V90H1ZM1 91H0V92H1ZM14 91H13V92H14ZM19 91H20V90H19ZM48 91H49V90H48ZM65 91H66V90H65ZM65 91H64L63 95H65ZM68 91H69V88H68V90H67V93H68ZM77 91H78V90H77ZM85 91H86V90H85ZM85 91H84V92H85ZM8 92H9V91H8ZM10 92H11V91H10ZM28 92H29V90H28ZM32 92H33V91H31V94H29V96L31 95L32 97H34L35 94H34V96H33ZM35 92H36V91H35ZM40 92L42 93V90H41ZM43 92H44V91H43ZM73 92L77 93L76 91H73ZM80 92H81V91H80ZM3 93H4V92H2L1 94H3ZM16 93H17V92H16ZM16 93L14 92V94H16ZM25 93H26V92H25ZM29 93H30V92H29ZM41 93H40V96H42ZM58 93H60V91H59ZM6 94H4V95L6 96V98L10 97V96H9L10 93L8 94V96H7ZM11 94H12V93H11ZM11 94H10V95H11ZM14 94H13V95H14ZM19 94H20V92H19ZM43 94L46 95V92L43 93ZM68 94H69V93H68ZM77 94H78V93H77ZM79 94H80V93H79ZM79 94H78V95H79ZM87 94H88V93H87ZM13 95H11V97H12ZM36 95H37V94H36ZM59 95H61V94H59ZM78 95H76V96L78 97ZM81 95H82V94H81ZM85 95H86V94H85ZM85 95H83L85 98H83V97L81 98V97L79 96V99L83 101V99H86V98L89 97V96L86 97ZM18 96H19V95H18ZM18 96L15 95L16 98H18ZM20 96H21V94H20ZM23 96H24V95H23ZM23 96H21L20 99H22ZM26 96H27V95H26ZM43 96H44V95H43ZM47 96H49V95H47ZM66 96H67V95H66ZM66 96H65V97H66ZM71 96H73V95H71ZM11 97H10V98H11ZM35 97H36V96H35ZM50 97H51V96H50ZM53 97H59V96L57 95V96H53ZM62 97H63V96H62ZM0 98H3V97H0ZM6 98H5V97L3 98V102L7 100ZM16 98H14V99L16 100ZM23 98H24V97H23ZM30 98H31V97H29V98L27 97L28 100H29ZM42 98H43V97H42ZM42 98H41V99H42ZM44 98H46V97H44ZM48 98H49V97H48ZM51 98H52V97H51ZM66 98H67V97H66ZM66 98H64V99H66ZM4 99H5V100H4ZM27 99L25 98V100H27ZM53 99H54V98H53ZM62 99H63V98H62ZM64 99H63V100H64ZM71 99H72V98H71ZM71 99L69 98V99H67V100L69 101V100H71ZM73 99H74V98H73ZM79 99H78V100H79ZM8 100H10V99H8ZM33 100H34V99H32V101H33ZM39 100H40V98H39ZM51 100H52V99H50L49 101H51ZM54 100H55V99H54ZM54 100H52V102H55V101H56V100H55V101H54ZM60 100H61V99H60ZM63 100H61V101H63ZM67 100H66V102H67ZM87 100H88V99H87ZM89 100H90V99H89ZM89 100H88V101H89ZM13 101H14V100H13ZM13 101L10 100V103H12ZM19 101H20V100H19ZM22 101L24 102L23 99H22ZM22 101H21V102H22ZM29 101H30V100H29ZM32 101H31V102H32ZM34 101H35V100H34ZM36 101H37V99H36ZM36 101H35V102H36ZM45 101H46V100H45ZM57 101H58V100H57ZM76 101H77V100H75V101H74L75 103H73V104H76V105H77L79 101H77V103H76ZM82 101H81V102H82ZM85 101H86V100H85ZM1 102H2V100H1ZM3 102H2V103H3ZM8 102H9V101H8ZM27 102H28V101H26V103H27ZM35 102H34V103H35ZM39 102H40V101H39ZM41 102H42V101H41ZM52 102H51V104H52ZM66 102H65V103H66ZM71 102H73V100H72ZM4 103H5V102H4ZM26 103H25V106L28 105V103H30V102H28L27 104H26ZM34 103H33V104H34ZM42 103H43V102H42ZM46 103H47V102H46ZM48 103H49V102H48ZM56 103L58 104V102H56ZM59 103H61V102L59 101ZM63 103H64V102H63ZM86 103H87V102H86ZM44 104H45V102H44ZM54 104H55V103H54ZM61 104H62V103H61ZM80 104H81V103H80ZM11 105H12V104H11ZM11 105H10V106H11ZM29 105H30V104H29ZM36 105H37V104H36ZM40 105H41V104H40ZM42 105H43V104H42ZM42 105H41L40 107H42ZM59 105H60V104H59ZM62 105H64V104H62ZM1 106H2V105H0V109L2 108ZM45 106H46V105H44V107H45ZM49 106H51V105L49 104L48 107H49ZM56 106H57V105H56ZM65 106H66V108H67V103H66ZM69 106H71V104H69ZM72 106H73V105H72ZM74 106H75V105H74ZM8 107H9V106H5V107H3V109L5 108L4 111H6V109H9ZM13 107L17 108L18 106H17V107H16V106H13ZM13 107H12V108H13ZM26 107H27V106H26ZM30 107H31V105H30ZM32 107H34V106H32ZM32 107H31V109H32ZM61 107L63 108V106H61ZM75 107H76V106H75ZM75 107H74V108H75ZM77 107H80V106L78 105ZM81 107H82V106H81ZM15 108H14V109H15ZM19 108H21V106H20ZM24 108H25V107H24ZM57 108L60 110L59 107H57ZM64 108H65V107H64ZM66 108H65V109H66ZM14 109H10V111H9V110H7V111H8V113L11 112V111H13V113H14ZM26 109H27V108H26ZM36 109H38V107H37ZM43 109H44V108H43ZM50 109L52 110L53 108L50 107ZM50 109L47 108V111H48V112H46L45 109H44V112H46V114H48V113L50 112V111H49ZM65 109H64V110H65ZM68 109H69V108H68ZM75 109H76V108H75ZM15 110H16V109H15ZM17 110H18V108H17ZM17 110H16V111H17ZM55 110H57V109H55ZM72 110H74V109H72ZM4 111L2 110V113H3ZM7 111H6V112H7ZM19 111H20V110H19ZM37 111H39V110H37ZM37 111H35V112H37ZM65 111H66V110H65ZM70 111H71V110H70ZM6 112H5V113H6ZM17 112H18V111H17ZM21 112H22V111H21ZM26 112H27V110H26ZM54 112H55V111H53V113H54ZM61 112H62V110H61ZM61 112H60V113H61ZM5 113H3V115H4ZM8 113H6V114L8 115ZM13 113H11V114H13ZM42 113H43V111H42ZM63 113H64V112H63ZM71 113H72V112H71ZM89 113H90V112H89ZM15 114H16V112H15ZM17 114H19V113H17ZM17 114L15 115V116H16L15 118H17ZM23 114H24V113H23ZM29 114H30V112H29ZM40 114H41V113H40ZM49 114H50V113H49ZM49 114H48L47 116H45V117H48ZM51 114H52V112H51ZM55 114H56V113H55ZM58 114H59V113H58ZM90 114H91V113H90ZM27 115H28V114H27ZM33 115H34V114H33ZM56 115H57V114H56ZM59 115H60V114H59ZM65 115H66V114H65ZM67 115H68V113H67ZM72 115H73V114H72ZM5 116H6V115H5ZM8 116H10V113H9ZM8 116H7V117H8ZM19 116H20V114H19ZM28 116H29V115H28ZM53 116H54V115H53ZM20 117H22V116H20ZM20 117H19V119H20ZM29 117H31V116H29ZM32 117H33V116H32ZM49 117H51V116H49ZM66 117H68V116H66ZM3 118H4V116L2 117V120L5 122V119H6V118H5V119H3ZM22 118H23V117H22ZM34 118H36V117L34 116ZM34 118H33V119H34ZM52 118H53V117H52ZM61 118H63V114L61 115ZM7 119H8V118H7ZM10 119H11V118H10ZM30 119H31V118H30ZM30 119H29V121H30ZM63 119H64V118H63ZM63 119H62V121H63ZM8 120H9V119H8ZM23 120H24V118H23ZM23 120H22V121H23ZM31 120H32V119H31ZM37 120H38V119H37ZM44 120H45V119H44ZM51 120H52V119H51ZM54 120H55V119H54ZM0 121H1V120H0ZM12 121H13V120H12ZM18 121H19V120H18ZM20 121H21V120H20ZM22 121H21L20 124H22ZM26 121H27V120H26ZM42 121H43V120H42ZM59 121H60V120H59ZM59 121H58V122H59ZM64 121H65V119H64ZM64 121H63V122H64ZM33 122H34V121H33ZM1 123H2V121H1ZM8 123H9V122L7 121L6 125H7ZM10 123H12V122H10ZM31 123H32V122H31ZM2 124H3V123H2ZM20 124H18V125H20ZM24 124H25V123H24ZM28 124H29V123H28ZM34 124H35V123H34ZM38 124H39V122H38ZM44 124H45V123H44ZM52 124H53V122H52ZM55 124L57 125L58 123L55 122ZM55 124H54V125H55ZM4 125H5V123H4ZM22 125H23V124H22ZM22 125H21V126H22ZM9 126H10V125L8 124V127H7L6 129H8L9 131H11V129L9 128ZM15 126H17V125H15ZM35 126L38 127V125H35ZM39 126H40V125H39ZM0 127H2V125H0ZM5 127H6V126H5ZM5 127H4V128H5ZM12 127H13V125H12ZM29 127H30V125H29ZM41 127H42V126H41ZM17 128H18V127H17ZM17 128H16V129H17ZM24 128H25V127L21 128V129H24ZM51 128H52V127H51ZM6 129H5V130H6ZM21 129H19V133H20L21 131H23V130H21ZM33 129H34V128H33ZM40 129H41V128H40ZM40 129H39V130H40ZM47 129L49 130V127H48ZM61 129H62V128H61ZM0 130H4L3 127H2V129L0 128ZM30 130H31V129H30ZM30 130H29L28 132H30ZM58 130H59V129H58ZM58 130H57V131H58ZM25 131H26V130H25ZM3 132H4V131H3ZM3 132H0V133H3ZM5 132H8V131L6 130ZM17 132H18V130H17ZM26 132H27V131H26ZM44 132H45V131H44ZM44 132H43V133H44ZM55 132H56V131H55ZM55 132H53L54 135H55ZM12 133H13V130H12ZM12 133L10 132L9 134H12ZM30 133H31V132H30ZM32 133H33V132H32ZM39 133H40V132H39ZM49 133H50V132H49ZM58 133H59V132H58ZM7 134H8V133H7ZM21 134H22V133H21ZM21 134H20V135H21ZM35 134H36V133H35ZM40 134H41V133H40ZM56 134H57V132H56ZM22 135H23V134H22ZM25 135H26V134H25ZM7 136H8V135H7ZM9 136H10V135H9ZM12 136H13V135H12ZM17 136H19V135H16V137H17ZM1 137H2V141H3V138H4L3 134H2ZM1 137H0V138H1ZM5 137H6V135H5ZM10 137H11V136H10ZM49 137H51V136H49ZM21 138H22V137H21ZM45 138H46V137H45ZM8 139H9V138H8ZM14 139H15V138H14ZM17 139H19V138H17ZM23 139H24V138H23ZM23 139H21V142H22ZM41 139H42V138H41ZM46 139H47V138H46ZM219 139H220V138H219ZM9 140H10V139H9ZM24 140H25V139H24ZM0 141H1V140H0ZM4 141H6V140H4ZM16 141H17V140H16ZM28 141H29V140H28ZM6 142H7V141H6ZM9 142H11V144H12V141H9ZM14 142H15V140H14ZM14 142H13V143H14ZM17 142H18V141H17ZM32 143H34V142H32ZM235 143H236V142H235ZM5 144H6V143H5ZM18 144H19V143H18ZM24 144H25V143H24ZM24 144H23V145H24ZM52 144H53V143H52ZM20 145H21V143H20ZM30 145H31V144H30ZM246 145H247V144H246ZM256 145H257V143H256ZM1 146H2V145H1ZM3 146H4V145H3ZM10 146H11V145H10ZM13 146H14V144H13ZM15 146H16V144H15ZM17 146H19V145H17ZM17 146H16V147H17ZM25 146H26V145H25ZM28 146H29V145H28ZM21 147H23V146H21ZM2 148H3V147H2ZM11 148H12V146H11ZM23 148H24V147H23ZM23 148H22V149H23ZM25 148H26V147H25ZM29 148H30V147H29ZM47 148H48V147H47ZM18 149H19V148H18ZM27 149H28V148H27ZM35 149H36V148H35ZM6 150L8 151V149H6ZM14 150H15V147H14ZM23 150H24V149H23ZM30 150H31V148H30ZM43 150H44V149H43ZM185 150H186V149H185ZM7 151H6V152H7ZM24 151H25V150H24ZM8 152H9V151H8ZM8 152H7V153H8ZM14 152H15V151H14ZM26 152H27V151H26ZM1 153H2V152H1ZM18 153H19V152H18ZM34 153H35V152H34ZM34 153H33V154H34ZM11 154H12V153H11ZM13 154H17V153L15 152V153H13ZM4 155H5V154H4ZM6 155H7V154H6ZM17 155H18V154H17ZM17 155H16V156H17ZM235 155H236V154H235ZM252 155H254V154H252ZM9 156H10V155H8L7 158H8ZM12 156H13V155H12ZM20 156H21V155H20ZM20 156H17V157H20ZM31 156H32V155H31ZM236 156H237V155H236ZM237 157H238V156H237ZM33 158H34V157H33ZM254 158H255V157H254ZM262 158H263V157H262ZM21 159H22V157L20 158V160H21ZM178 159H179V158H178ZM263 159H264V158H263ZM0 160H1V159H0ZM3 160H4V159H3ZM3 160H2V161H3ZM18 160H19V159H18ZM31 160H32V158H31ZM35 160H36V159H35ZM258 160H259V159H258ZM258 160H257V162H258ZM261 160H262V159H261ZM18 162H19V161H18ZM20 162H21V161H20ZM20 162H19V164L22 163V162H21V163H20ZM24 162H25V161H24ZM36 162H37V161H34V163H36ZM214 162H215V165H216V161H214ZM214 162H213V163H214ZM219 162H220V161H219ZM227 162H228V161H227ZM248 162H249V160H248ZM0 164H1V162H0ZM10 164H11V162H10ZM13 164H14V163H13ZM16 164H17V163H16ZM211 164H212V163H211ZM220 164H221V163H220ZM229 164H231V163H229ZM21 165H22V164H21ZM31 165H32V164H31ZM40 165H41V164H40ZM217 165H218V164H217ZM239 165H240V164H239ZM11 166H12V165H11ZM13 166H15V165H13ZM16 166H17V165H16ZM34 166H35V164H34ZM206 166H207V165H206ZM199 167H200V166H199ZM204 167H205V166H204ZM246 167H247V166H246ZM1 168H2V167H1ZM1 168H0V169H1ZM23 168H24V167H23ZM31 168H32V167H31ZM36 168H37V166H36ZM36 168H35V169H36ZM201 168H202V165H201ZM215 168H216V166H215ZM239 168H240V167H239ZM20 169H21V168H20ZM198 169H200V168H198ZM1 170H2V169H1ZM22 170H23V169H22ZM33 170H34V169H33ZM201 170H202V169H200L199 171H201ZM204 170H205V169H204ZM224 170H225V169H224ZM3 171H4V170H3ZM34 171H35V170H34ZM141 171H142V169H141ZM194 171H195V170H194ZM199 171H198V172H199ZM25 172H26V171H25ZM142 172H143V171H142ZM32 173H33V172H32ZM32 173H30V174H32ZM0 174H1V173H0ZM143 174H144V173H143ZM230 174H232V173H230ZM230 174H229V175H230ZM34 175H35V174H34ZM234 175H235V174H234ZM4 176H5V175H4ZM18 177H19V176H18ZM146 177H147V179L149 178L148 176H146ZM0 178H3V177L0 176ZM33 178H34V177H33ZM6 179H7V178H6ZM67 179H68V178H67ZM241 179H242V178H241ZM4 180H5V179H4ZM4 180H3V181H4ZM30 180H31V179H30ZM68 181H69V180H68ZM218 181H219V180H218ZM22 182H24V181H22ZM175 182H176V181H175ZM159 183H160V182H159ZM163 183H164V182H163ZM177 183H178V182H177ZM33 184H34V183H33ZM122 184H123V183H122ZM167 184H169V183H167ZM25 185H26V184H25ZM127 185H128V184H127ZM178 185H179V184H178ZM3 186H4V184H3ZM11 186H12V185H11ZM181 186H182V184H181ZM16 187H17V186H16ZM25 187H26V186H25ZM127 187H128V186H127ZM183 187H184V186H183ZM11 188H13V187H11ZM125 188H126V187H125ZM3 189L5 190V188H3ZM23 189H25V188H23ZM4 190H1V191H4ZM7 191H8V190H7ZM7 191H4V193H6ZM158 191H159V190H158ZM195 191H196V190H195ZM12 192H13V191H12ZM20 192H21V191H20ZM163 192H164V191H163ZM17 193H19V192H17ZM17 193H16V194H17ZM34 193H35V192H34ZM167 193H168V192H166V194H167ZM0 194H1V193H0ZM6 194H7V193H6ZM13 194H14V193H13ZM22 194H23V193H22ZM113 194H114V193H113ZM163 194H164V193H163ZM10 195H12V194H10ZM17 195H18V194H17ZM23 195H24V194H23ZM100 195H101V194H100ZM167 195H169V193H168ZM3 196H5V195H3ZM14 196H15V195H14ZM25 196H26V195H25ZM27 196H28V195H27ZM169 196H170V195H169ZM9 197H10V196H9ZM39 197H40V196H39ZM166 197H167V196H166ZM5 198H6V197H5ZM7 198H8V195H7ZM19 198H20V197H19ZM22 198H23V197H22ZM32 198H33V197H32ZM169 198H170V197H169ZM169 198L167 197V200H168ZM177 198H178V197H177ZM0 199H1V197H0ZM12 199H13V197H12ZM23 199H24V198H23ZM172 199H173V198H172ZM172 199H171V201H173ZM2 200H4L3 197H2ZM15 200H16V199H15ZM6 201H7V199H6ZM169 201H170V200H169ZM2 202H3V201H2ZM11 202H12V201H11ZM174 202H175V199H174ZM0 203H1V202H0ZM4 203H5V200H4ZM8 203H9V202H8ZM12 203H14V202H12ZM137 203H138V202H137ZM137 203H136V204H137ZM172 203H173V202H172ZM201 203H204V201L201 202ZM201 203H200V206H202V205H203V206L200 207V208L203 209V208H204V204L201 205ZM5 204H6V203H5ZM9 204H10V203H9ZM19 204H20V203H19ZM170 204H171V203H170ZM3 205H4V204H3ZM3 205H2V207H3ZM105 205H106V204H105ZM134 205H135V204H133V207H134ZM6 206H8V205L6 204L4 207H6ZM13 206H14V205H13ZM135 206H136V205H135ZM8 207H10V206H8ZM11 207H12V206H11ZM44 207H45V206H44ZM150 207H151V206H150ZM150 207H149V208H150ZM216 207H217V206H216ZM46 208H47V207H46ZM138 208H139V207H138ZM195 208H196V207H195ZM226 208H227V207H226ZM2 209H3V208H2ZM5 209H7V207H6ZM8 209H9V208H8ZM12 209H13V208H12ZM14 209H16V208H14ZM14 209H13V210H14ZM26 209H27V208H26ZM134 209H135V208H133V210L131 209V213L128 212L129 210H127V212L130 213V214H132V215H133V214H134V215H137V214L134 213V212H135ZM3 210H4V209H3ZM9 210H11V209H9ZM18 210H19V209H18ZM39 210H40V209H39ZM104 210H106V209H104ZM111 210H112V209H111ZM149 210H150V211H149ZM149 210H148V211L151 212V213L148 212L149 215L154 213L153 211H151V208H150ZM5 211H7V210H4V212H5ZM133 211H134V212H133ZM11 212H12V211H11ZM19 212H20V211H19ZM103 212H104V211H103ZM103 212H102V213H103ZM132 212H133V213H132ZM145 212H146V211H145ZM2 213H3V212H2ZM112 213H113V212H112ZM112 213H111V214H112ZM122 213H123V212H122ZM161 213H162V211H161ZM171 213H172V212H171ZM188 213L191 214L190 212H188ZM8 214H9V213H8ZM8 214H6V215H8ZM13 214H14V212H13ZM13 214H12V215H13ZM125 214H126V213H125ZM130 214H129V215H130ZM154 214H155V213H154ZM158 214H159V212H158ZM163 214H164V212H163ZM207 214H208V213H207ZM6 215L4 214V215H2V217L5 218L4 216H6ZM23 215H24V214H23ZM121 215H122V214H121ZM129 215H128V216H129ZM132 215L130 216V218L132 217ZM183 215H185V214H183ZM183 215H182L181 217H185V216H183ZM187 215H188V214H187ZM8 216H9V215H8ZM17 216H18V215H17ZM125 216H126V215H125ZM128 216H127V217H128ZM155 216H156V214L154 215V217H155ZM163 216H164V215H163ZM189 216H190V215H189ZM193 216H194V215H193ZM199 216H200V215H199ZM9 217H11V216H9ZM9 217H8V220H9ZM24 217H25V215H24ZM24 217H23V218H24ZM112 217H113V216H111V219H112ZM114 217H115V215H114ZM134 217H136V216H134ZM134 217H132L133 219H131L132 222H133L134 219H135ZM144 217H145V216H144ZM152 217H153V216H151V218H152ZM178 217H179V216H178ZM181 217H180V218H181ZM196 217H198V215H197ZM11 218H12V217H11ZM11 218H10V219H11ZM100 218H101V217H100ZM148 218H150V217H148ZM191 218H192V217H191ZM199 218H200V217H199ZM209 218H210V217H209ZM209 218H208V219H209ZM104 219H105V218H104ZM111 219H110V220H111ZM146 219H147V218H146ZM158 219H159V218H158ZM193 219L196 221V219H198V218H196V219L193 218ZM193 219H192V221H193ZM211 219H212V218H211ZM0 220H3V219L0 218ZM96 220H98V219H96ZM128 220H130V219H128ZM180 220H181V219H180ZM206 220H207V219H206ZM206 220H205V221H206ZM209 220H210V219H209ZM4 221H6V220L4 219ZM11 221L13 222V218L11 219ZM22 221H23V220H22ZM37 221H38V219H37ZM159 221H160V220H159ZM9 222H10V221H9ZM9 222H8V224H9ZM14 222H15V221H14ZM16 222H17V221H16ZM93 222H94V221H93ZM107 222H108V221H107ZM115 222H116V220H115ZM132 222H131V224L134 225ZM157 222H158V220H157V218H156V223H155V224H158ZM183 222H184V221H183ZM196 222H197V221H196ZM196 222H195V223H196ZM0 223H2V222H0ZM6 223H7V222H6ZM34 223H35V222H34ZM94 223H95V222H94ZM135 223H137V222H135ZM160 223H161V222H160ZM160 223H159V224H160ZM184 223H185V222H184ZM192 223H193V222H192ZM204 223H205V222H204ZM206 223L209 224V221H208V222L206 221ZM3 224L5 225V222H4ZM14 224H16V223H14ZM29 224H30V223H29ZM101 224H102V223H101ZM159 224H158V225H159ZM211 224H212V223H211ZM17 225H18V223H17ZM92 225H94V224H92ZM92 225H91V226H92ZM109 225H110V224H109ZM153 225H154V222H153ZM189 225H190V224H189ZM5 226H6V225H5ZM7 226H8V225H7ZM7 226H6V228H7ZM18 226H19V225H18ZM26 226H27V225H26ZM135 226H136V225H135ZM209 226H210V224H209ZM209 226H208V227H209ZM0 227H2L1 224H0ZM3 227H4V226H3ZM8 227H9V226H8ZM32 227H33V226H32ZM121 227H122V226H121ZM153 227H154V226H153ZM159 227H160V225H159ZM204 227H205V224H204ZM230 227H231V226H230ZM109 228H110V227H109ZM189 228H190V227H188L187 229L190 230ZM200 228H201V227H200ZM202 228H203V226H202ZM263 228H264V227H263ZM0 229H1V228H0ZM9 229H11V227H10ZM9 229L7 228V230H9ZM131 229H132V228H131ZM152 229H153V230L150 229L151 232L155 231L154 228H152ZM160 229H163V227L160 228ZM3 230H5V227H4ZM118 230H119V229H118ZM158 230H159V229H156V231H158ZM15 231H16V230H15ZM207 231H208V229H206V232H207ZM9 232H10V231H9ZM208 232H210V231H208ZM208 232H207V233H208ZM7 233H8V232H7ZM12 233H15V232L13 231ZM12 233H10V234H12ZM20 233H21V232H20ZM153 233H154V232H153ZM197 233H198V232H197ZM229 233H230V232H229ZM8 234H9V233H8ZM209 234H210V233H209ZM0 235L2 236V238L4 237V235H2V234H0ZM13 235H14V236H13ZM13 235H12V237H10V238H15V234H13ZM17 235H18V234H17ZM199 235H200V234H199ZM203 235H204V234H203ZM110 236H111V235H110ZM182 236H183V235H182ZM18 237H19V236H18ZM18 237H17L16 239H14V241H15V240L17 241V240H18ZM86 237H87V236H86ZM115 237H116V236H115ZM117 237H118V236H117ZM206 237H207V236H206ZM215 237H216V236H215ZM6 238H7V237H5V239H6ZM24 238H25V237H24ZM91 238H92V237H91ZM0 239H1V238H0ZM20 239H21V238H20ZM153 239H154V237H153ZM168 239H169V238H167L166 240H168ZM172 239H173V238L170 237V241H171ZM189 239H190V238H189ZM210 239H211V238H210ZM232 239H233V238H232ZM7 240H8V238H7ZM7 240H6L5 243H8ZM88 240H89V239H88ZM205 240H206V238H205ZM205 240H204V241H205ZM235 240H236V238H235ZM3 241H4V240H2V242H3ZM9 241H10V239H9ZM11 241H12V240H11ZM154 241H155V240H154ZM168 241H169V240H168ZM170 241H169V242H170ZM2 242H0V243L2 244ZM99 242H100V241H99ZM111 242H112V241H111ZM169 242H168V243H169ZM206 242H207V241H206ZM208 242H209V240H208ZM229 242H230V241H229ZM239 242H240V241H239ZM30 243H31V242H30ZM88 243H89V242H88ZM97 243H98V242H97ZM162 243H163V242H162ZM216 243H217V242H216ZM237 243H238V242H237ZM3 244H4V242H3ZM8 244H9V243H8ZM13 244H14V243H13ZM13 244H12V245H13ZM90 244H93V243L90 242ZM166 244H167V243H166ZM211 244H212V243H211ZM232 244H233V243H232ZM6 245H7V244H6ZM6 245H5V246H6ZM10 245H11V244H10ZM12 245H11V246H12ZM213 245H214V244H213ZM0 246H4V245H0ZM11 246H10V247H11ZM211 246H212V245H211ZM233 246H234V245H233ZM237 246H238V245H237ZM17 247H18V246H17ZM90 247H91V245H90ZM96 247H97V246H95V248H96ZM102 247H103V246H102ZM215 247H216V246H215ZM1 248L3 249V247H1ZM6 248H8V247H5V250H6ZM19 248H20V247H19ZM246 248H247V247H246ZM2 249H0V251H2ZM96 249H97V248H96ZM120 249H121V248H120ZM164 249H165V248H164ZM208 249H209V248H208ZM215 249H216V248H215ZM5 250H4V253H5ZM12 250H13V249H11V251H12ZM14 250H17V248H15ZM102 250H103V249H102ZM157 250H158V249H157ZM162 250H163V249H162ZM211 250H212V249H211ZM211 250H210V251H211ZM236 250H237V249H236ZM7 251H8V249L6 250V252H7ZM91 251H92V250H91ZM99 251H100V250H99ZM163 251H164V250H163ZM165 251H167V250H165ZM173 251H174V250H173ZM214 251H215V250H214ZM241 251H242V250H241ZM95 252H96V251H95ZM156 252H157V251H156ZM208 252H209V250H208ZM218 252H219V251H218ZM0 253H1V252H0ZM4 253H3V255H4ZM10 253H11V252H9V253L7 252V253H5V254H10ZM91 253H92V252H91ZM166 253H167V252H166ZM176 253H177V252H176ZM211 253H212V252H211ZM211 253L209 252V254H211ZM11 254H12V253H11ZM96 254H97V253H96ZM167 254H168V253H167ZM215 254H216V253H215ZM227 254H228V253H227ZM0 255H1V257H0V259H1L3 256H2V254H0ZM168 255H169V254H168ZM172 255H173V253H172L170 256H172ZM4 256H5V255H4ZM27 256H28V255H27ZM95 256H96V255H95ZM121 256H122V255H121ZM178 256H179V255H178ZM13 257H14V256H13ZM3 258H4V259H7L8 256L6 255V258H5V257H3ZM3 258L1 259V261L3 260ZM10 258H11V257H9V259H10ZM20 258H21V257H20ZM177 258H178V257H177ZM214 258H215V257H214ZM9 259H8V260H9ZM28 259H29V258H28ZM171 259H172V258H171ZM171 259H170V260H171ZM174 259H176V255H175V258H174ZM179 259H180V256H179ZM16 260H17V259H16ZM101 260H102V259H101ZM170 260H169V261H170ZM216 260H217V259H216ZM223 260H224V259H223ZM4 261H5V260H3V262H2L1 264H4ZM169 261H168L167 263H169ZM172 261H173V260H172ZM174 261H175V260H174ZM212 261H213V260H212ZM217 261H218V260H217ZM8 262H9V261H7V263H8ZM12 262H13V261H12V259H11V262H10V263H12ZM26 262H27V261H26ZM163 262H164V261H163ZM165 262H166V261H165ZM5 263H6V262H5ZM14 263H15V261H14ZM88 263H89V261H88ZM214 263H215V261H214ZM16 264H17V263H16ZM23 264H24V263H23ZM25 264H27V263H25ZM103 264H106V263L104 262ZM211 264H213V263H211ZM215 264H216V263H215Z\"/></svg>",
  "mask_w": 264,
  "mask_h": 264
}]
</instances>
